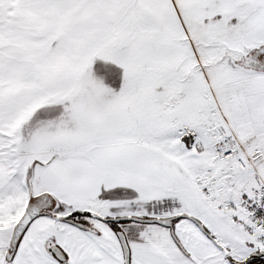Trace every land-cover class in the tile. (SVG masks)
<instances>
[{
	"label": "snow or ice",
	"instance_id": "snow-or-ice-1",
	"mask_svg": "<svg viewBox=\"0 0 264 264\" xmlns=\"http://www.w3.org/2000/svg\"><path fill=\"white\" fill-rule=\"evenodd\" d=\"M0 264H264V0H0Z\"/></svg>",
	"mask_w": 264,
	"mask_h": 264
}]
</instances>
